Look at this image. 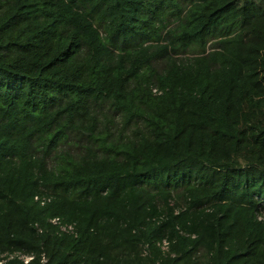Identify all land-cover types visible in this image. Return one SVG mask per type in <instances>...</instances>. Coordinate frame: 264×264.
Instances as JSON below:
<instances>
[{"label":"trees","instance_id":"obj_1","mask_svg":"<svg viewBox=\"0 0 264 264\" xmlns=\"http://www.w3.org/2000/svg\"><path fill=\"white\" fill-rule=\"evenodd\" d=\"M17 255L264 264V5L0 0V264Z\"/></svg>","mask_w":264,"mask_h":264},{"label":"built area","instance_id":"obj_2","mask_svg":"<svg viewBox=\"0 0 264 264\" xmlns=\"http://www.w3.org/2000/svg\"><path fill=\"white\" fill-rule=\"evenodd\" d=\"M37 200V197L35 198ZM55 223V221H53ZM64 230V229H63ZM20 260H22L25 264L29 263L32 260V257H25L23 255H17Z\"/></svg>","mask_w":264,"mask_h":264},{"label":"rangeland","instance_id":"obj_3","mask_svg":"<svg viewBox=\"0 0 264 264\" xmlns=\"http://www.w3.org/2000/svg\"><path fill=\"white\" fill-rule=\"evenodd\" d=\"M258 3H261L262 5H264V0H257Z\"/></svg>","mask_w":264,"mask_h":264}]
</instances>
